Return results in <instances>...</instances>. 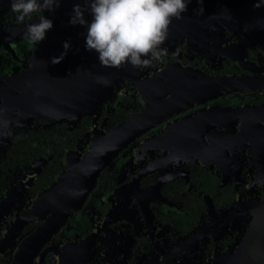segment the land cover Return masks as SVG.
<instances>
[{"label":"flooded vegetation","instance_id":"af4514ba","mask_svg":"<svg viewBox=\"0 0 264 264\" xmlns=\"http://www.w3.org/2000/svg\"><path fill=\"white\" fill-rule=\"evenodd\" d=\"M52 21L29 44L0 0V264L27 241V264H264V34L229 29L201 49L166 38L159 61L114 73L83 26ZM151 106L78 209L32 237L53 215L22 217L67 162Z\"/></svg>","mask_w":264,"mask_h":264},{"label":"water","instance_id":"95a60500","mask_svg":"<svg viewBox=\"0 0 264 264\" xmlns=\"http://www.w3.org/2000/svg\"><path fill=\"white\" fill-rule=\"evenodd\" d=\"M77 2H82V0H61L58 8L51 13L45 11L44 14L56 21L58 26L60 23L68 21V13L73 4ZM201 8L202 12L200 11ZM85 18L90 19L87 13ZM75 28L79 31L82 27L77 24ZM229 29L237 35H245L256 40V42H262L264 2L262 0H202V3H198V0H191L187 6V11L182 14L181 18L171 21L166 38L169 40L177 39V41H182L181 43L188 41L194 48L201 49L220 44V40L224 39V32ZM231 45L237 47L235 44ZM243 54L245 56L244 51ZM97 67L102 66L97 63ZM115 68L112 67L113 72H119V69ZM17 99L19 101L23 98L18 96ZM153 112L154 108L151 106L146 112L116 127L109 134L96 137L94 147L84 159L76 160L75 163L73 161L67 162V168L59 176L57 182L42 192L22 217L20 223L32 219L35 212L53 215L32 237H39L45 233L49 234L61 225L69 214L78 209L79 202L94 187L103 168L112 161L122 147L126 146L139 133V119ZM66 114L67 112L64 115ZM19 116L20 114L13 112L12 122H15ZM80 116V113L75 114L77 122ZM21 117H27V114L23 113ZM62 117L63 114H53L49 117L51 120L44 122H59ZM1 211L5 214L6 210L1 209ZM259 218L264 221V212ZM259 226L264 229V225L259 224ZM262 232L264 235V231ZM28 243L29 241L24 243L23 251H20L21 254L14 264H27L25 254Z\"/></svg>","mask_w":264,"mask_h":264},{"label":"clouds","instance_id":"9594fccd","mask_svg":"<svg viewBox=\"0 0 264 264\" xmlns=\"http://www.w3.org/2000/svg\"><path fill=\"white\" fill-rule=\"evenodd\" d=\"M264 2V0H262ZM61 0H9V11L23 26L22 38L38 45L53 27L45 11L53 12ZM191 0H82L68 13L69 25L84 27L83 47L94 51L103 67H146L159 61L167 52L161 47L173 19H180ZM202 3V0H198ZM202 12V8L200 9ZM88 14L90 19L85 18ZM70 40L62 42L63 51L52 57L58 63L70 48ZM107 83L106 80H98Z\"/></svg>","mask_w":264,"mask_h":264}]
</instances>
